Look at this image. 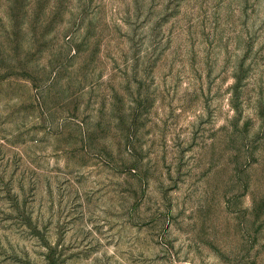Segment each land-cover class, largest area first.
<instances>
[{
	"label": "rangeland",
	"instance_id": "obj_1",
	"mask_svg": "<svg viewBox=\"0 0 264 264\" xmlns=\"http://www.w3.org/2000/svg\"><path fill=\"white\" fill-rule=\"evenodd\" d=\"M0 264H264V0H0Z\"/></svg>",
	"mask_w": 264,
	"mask_h": 264
}]
</instances>
